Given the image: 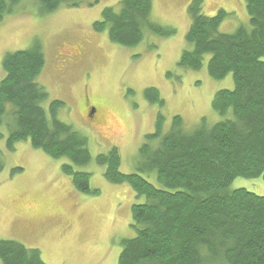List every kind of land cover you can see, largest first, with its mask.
<instances>
[{
	"label": "trees",
	"instance_id": "trees-1",
	"mask_svg": "<svg viewBox=\"0 0 264 264\" xmlns=\"http://www.w3.org/2000/svg\"><path fill=\"white\" fill-rule=\"evenodd\" d=\"M21 0H0V23L13 14ZM40 12L61 5L77 8L81 0H37ZM204 0H191L189 26L184 36L191 47L181 53L178 66L199 71L206 63L216 81L232 76L233 89L215 93L211 107L219 121L208 126L202 119L191 131L174 116L164 129L158 113L154 132L139 148L138 170L155 177L156 185L138 174L120 172L117 148L95 158L112 185L126 184L143 203L131 208L133 238L120 242L117 264H264V195L243 188L231 189L237 179L261 178L264 182V0H244L248 27L232 34L219 32L230 15L219 10L202 13ZM151 0H120L107 7L94 22L95 32L132 48L146 36L168 38L175 30L151 20ZM39 45L8 53L2 60L0 81L1 127L7 129L6 150L19 142L53 160H65L61 173L75 191L98 195L89 187L90 175L77 171L90 162L86 137L57 119L58 101L42 107L48 94L36 83L44 68ZM144 100L160 109L163 100L154 88L143 91ZM3 160L0 152V172ZM0 264H45L40 252L14 241H0Z\"/></svg>",
	"mask_w": 264,
	"mask_h": 264
},
{
	"label": "rangeland",
	"instance_id": "rangeland-1",
	"mask_svg": "<svg viewBox=\"0 0 264 264\" xmlns=\"http://www.w3.org/2000/svg\"><path fill=\"white\" fill-rule=\"evenodd\" d=\"M119 1L81 0L77 8L61 5L43 14L37 0H21L0 23V81L6 54L40 46L45 65L36 83L48 94L42 107L49 116V103L60 102L57 119L86 137L91 159L76 170L88 173L90 189L98 191L96 196L75 191L70 178L61 173L66 161L49 158L29 141L17 143L9 152L8 132L1 127L0 241L38 250L45 264H117L120 242L134 236L131 208L144 199L126 184L106 182L96 156L115 147L121 173L138 174L157 186L153 175L138 170L139 148L154 132L157 114L163 116L165 130L174 116L181 117L186 131L202 119L211 126L220 120L211 107L215 93L233 89L230 74L213 80L206 63L199 71L177 65L181 53L191 49L184 40L191 0H151L153 23L172 28L175 34L146 36L132 48L114 45L106 32L92 28L102 10L117 7ZM219 10L230 14L219 32L232 34L239 26L248 27L244 0H204L205 16ZM146 88L159 92L160 109L144 100ZM230 188L264 195L261 178H237Z\"/></svg>",
	"mask_w": 264,
	"mask_h": 264
},
{
	"label": "flooded vegetation",
	"instance_id": "flooded-vegetation-1",
	"mask_svg": "<svg viewBox=\"0 0 264 264\" xmlns=\"http://www.w3.org/2000/svg\"><path fill=\"white\" fill-rule=\"evenodd\" d=\"M93 112L95 113V110H94V109H93ZM94 113H93V114H94Z\"/></svg>",
	"mask_w": 264,
	"mask_h": 264
}]
</instances>
